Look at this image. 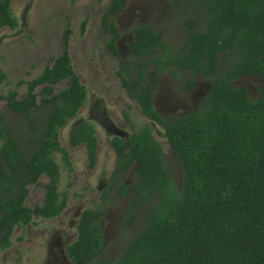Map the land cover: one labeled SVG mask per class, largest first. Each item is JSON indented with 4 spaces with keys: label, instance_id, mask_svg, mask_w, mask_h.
<instances>
[{
    "label": "trees",
    "instance_id": "1",
    "mask_svg": "<svg viewBox=\"0 0 264 264\" xmlns=\"http://www.w3.org/2000/svg\"><path fill=\"white\" fill-rule=\"evenodd\" d=\"M14 0H0V29H17ZM100 1V0H98ZM181 8L187 38L171 53L150 22L136 24L126 64L117 43L116 17L129 0H110L100 21L105 49L117 60L116 76L142 114L164 130L181 170L177 187L160 143L149 124L135 127L126 139L114 137L116 161L95 207L79 216L76 239L66 247L71 264H264V0H168ZM85 21L81 25L84 31ZM68 26L62 52L33 79L0 95L9 119L0 111V252L13 245L18 227L34 217L53 220L67 206L60 191L59 155L70 177L73 169L59 142L60 130L74 119L89 94L74 72ZM156 75V83L148 77ZM182 81L190 92L198 77L210 81L201 107L182 117L165 118L153 104L162 73ZM263 81L257 100L242 77ZM66 87L56 92V86ZM0 69V85H10ZM21 85L25 92L19 93ZM13 117V120H12ZM83 145L88 168L97 161L98 141L92 122L78 125L69 139ZM133 169V181L124 179ZM47 177L40 205L26 206L28 186ZM126 201L120 215L128 233L123 251L113 261L105 255L102 222L111 204ZM138 231L130 233L137 221Z\"/></svg>",
    "mask_w": 264,
    "mask_h": 264
},
{
    "label": "rangeland",
    "instance_id": "2",
    "mask_svg": "<svg viewBox=\"0 0 264 264\" xmlns=\"http://www.w3.org/2000/svg\"><path fill=\"white\" fill-rule=\"evenodd\" d=\"M110 0H14L12 10L19 21L17 29H0V69L7 75L10 85H0V95L15 90L17 82H27L38 76L52 60L62 52V35L69 27V53L74 72L86 87L89 98L78 115L71 119L59 132L60 145L69 155L72 173L68 177L60 156L56 161L61 169L60 191L67 189V206L61 216L53 220L33 218V223L24 228H16L13 245L0 252V264H71L66 255V247L76 239L79 216L86 208L95 207L114 169L116 156L111 147L114 137L126 140L132 133L127 113L135 127L149 124L165 155L166 164L177 187L180 186L181 170L178 159L169 148L164 130L146 118L136 103L129 99L116 76L117 60L105 49L106 37L100 28V21ZM181 8L168 0H129L121 14L116 17L119 32L118 52L126 64L133 57L130 44L132 29L136 24L150 22L161 34L164 44L171 53L180 50L187 38ZM85 21L84 31L81 25ZM154 70L152 68L151 72ZM150 84L156 83V75L148 77ZM247 90L252 101L257 100L263 81L249 76L233 83ZM66 83L56 86V92L63 90ZM210 88V81L198 77L192 91L185 92L182 81L164 72L161 74L153 104L157 112L165 118L182 117L198 110ZM19 93L25 92L21 85ZM0 111L9 119L11 116L4 101H0ZM13 120V117H12ZM89 121L95 125L98 141L97 161L93 169L88 168L87 152L83 145L72 147L70 136L78 125ZM133 169L124 181H133ZM48 178L43 176L37 185L28 186L26 206L40 205L44 197L43 186ZM126 201L111 204L102 222L105 255L113 262L123 251L128 233H124L120 215ZM141 221H137L131 234L138 231Z\"/></svg>",
    "mask_w": 264,
    "mask_h": 264
}]
</instances>
